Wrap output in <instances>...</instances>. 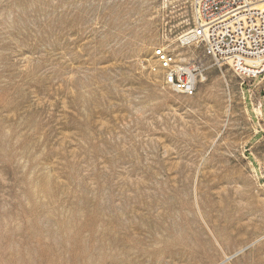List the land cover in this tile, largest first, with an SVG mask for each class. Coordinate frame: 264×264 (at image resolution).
<instances>
[{
  "label": "rangeland",
  "instance_id": "374dc122",
  "mask_svg": "<svg viewBox=\"0 0 264 264\" xmlns=\"http://www.w3.org/2000/svg\"><path fill=\"white\" fill-rule=\"evenodd\" d=\"M191 28V0H0V264H264L263 79L181 49ZM158 46L204 69L193 96Z\"/></svg>",
  "mask_w": 264,
  "mask_h": 264
},
{
  "label": "built area",
  "instance_id": "2783aa9c",
  "mask_svg": "<svg viewBox=\"0 0 264 264\" xmlns=\"http://www.w3.org/2000/svg\"><path fill=\"white\" fill-rule=\"evenodd\" d=\"M192 28L178 39L180 47L201 45L217 67L227 66L242 86L264 79V0H191ZM153 73L176 94L191 97L204 69L162 46L152 52Z\"/></svg>",
  "mask_w": 264,
  "mask_h": 264
},
{
  "label": "crops",
  "instance_id": "0c3cea01",
  "mask_svg": "<svg viewBox=\"0 0 264 264\" xmlns=\"http://www.w3.org/2000/svg\"><path fill=\"white\" fill-rule=\"evenodd\" d=\"M261 82L264 84V79L257 82L258 85L262 84ZM262 91L264 92V89ZM242 98L245 108L255 125L254 133L248 141V146L246 145L247 149L244 150L246 160L257 180L264 185V95L256 96L250 93L248 100H245L242 93Z\"/></svg>",
  "mask_w": 264,
  "mask_h": 264
},
{
  "label": "bare ground",
  "instance_id": "6f19581e",
  "mask_svg": "<svg viewBox=\"0 0 264 264\" xmlns=\"http://www.w3.org/2000/svg\"><path fill=\"white\" fill-rule=\"evenodd\" d=\"M181 49H183V48H181ZM204 80H205V79H204ZM204 80H203V81H204Z\"/></svg>",
  "mask_w": 264,
  "mask_h": 264
}]
</instances>
